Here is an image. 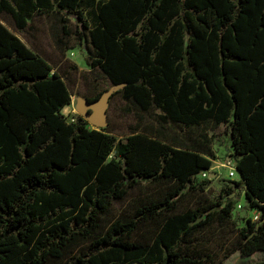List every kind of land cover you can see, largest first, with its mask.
I'll return each instance as SVG.
<instances>
[{"label":"trees","instance_id":"obj_1","mask_svg":"<svg viewBox=\"0 0 264 264\" xmlns=\"http://www.w3.org/2000/svg\"><path fill=\"white\" fill-rule=\"evenodd\" d=\"M37 13L64 47L61 34L84 43L139 121L117 139L68 119L65 75L0 21V264H218L264 250V0H0L19 32ZM147 113L156 130L141 127ZM220 125L239 174L209 197L199 173ZM239 188L259 218L238 226Z\"/></svg>","mask_w":264,"mask_h":264},{"label":"rangeland","instance_id":"obj_2","mask_svg":"<svg viewBox=\"0 0 264 264\" xmlns=\"http://www.w3.org/2000/svg\"><path fill=\"white\" fill-rule=\"evenodd\" d=\"M72 19L71 24L73 27ZM0 21L12 30L27 46L32 48L36 54L44 57L52 66L51 72L65 75L64 79L71 93L72 102L65 106L62 112L66 114L68 119L72 115H82L81 109L83 108L82 102L84 98L92 97L98 92L102 93L105 90H110L103 127L111 129L117 139H124L130 133L132 126L134 127L139 121L135 111H127L125 109L126 102L119 95L111 94L114 88L112 84L102 78L96 69H91L87 62V49L83 42L76 39L74 34L71 36L60 35L63 36L69 46L64 47V44L55 39V34L60 29V26L46 13L34 14L26 28L21 32L17 31L12 18L8 14L0 15ZM156 121L155 116L152 117L147 113L141 121V127L150 125L156 130L159 128ZM90 126L96 127L92 124ZM209 133L213 136L212 147L216 156L212 159L213 168L206 178L209 183L204 193L209 197H217L223 187L229 183V180H236L238 175L236 174L229 178L227 176L229 170L221 166V163L232 152L229 142V129L224 125H220L214 130H210ZM113 154L114 152L110 154V157ZM243 192L244 190L239 188L232 193V197L236 201L232 215L238 226L243 225L246 218L252 214ZM188 204L190 205V203ZM238 204H241L240 208ZM219 259L221 261H218L220 262L218 264H250L264 260V250H258L249 256H242L236 251L223 260L220 253Z\"/></svg>","mask_w":264,"mask_h":264},{"label":"water","instance_id":"obj_3","mask_svg":"<svg viewBox=\"0 0 264 264\" xmlns=\"http://www.w3.org/2000/svg\"><path fill=\"white\" fill-rule=\"evenodd\" d=\"M109 93L110 90H105L98 98L91 101L84 98L82 102L81 114L83 118L96 127L100 128L105 124L106 103H108Z\"/></svg>","mask_w":264,"mask_h":264},{"label":"built area","instance_id":"obj_4","mask_svg":"<svg viewBox=\"0 0 264 264\" xmlns=\"http://www.w3.org/2000/svg\"><path fill=\"white\" fill-rule=\"evenodd\" d=\"M222 167L227 168L228 174L227 176L229 178H232L233 176H235L236 174L238 175V170L236 168V161L234 160L233 156H228L226 157V159L221 163ZM212 165L208 170H204L201 173H199L200 178H207L208 174L210 173V171L212 170ZM238 207H241V204H238ZM252 218V220H257L259 218V212L258 211H252V214L250 216Z\"/></svg>","mask_w":264,"mask_h":264}]
</instances>
